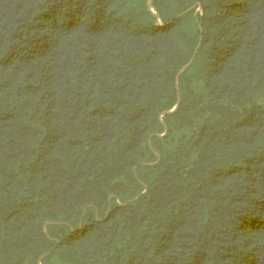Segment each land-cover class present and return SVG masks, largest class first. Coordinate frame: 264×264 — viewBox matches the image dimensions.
Listing matches in <instances>:
<instances>
[{"label":"trees","instance_id":"16d2710c","mask_svg":"<svg viewBox=\"0 0 264 264\" xmlns=\"http://www.w3.org/2000/svg\"><path fill=\"white\" fill-rule=\"evenodd\" d=\"M147 1L0 0V264H264V0Z\"/></svg>","mask_w":264,"mask_h":264},{"label":"water","instance_id":"95a60500","mask_svg":"<svg viewBox=\"0 0 264 264\" xmlns=\"http://www.w3.org/2000/svg\"><path fill=\"white\" fill-rule=\"evenodd\" d=\"M151 4H152V0H148L147 1V8L149 9V10H151L156 16H157V14H156V12L155 11H153V9H152V7H151ZM194 7H197V9L198 10H200V4H195L192 8H194ZM192 8H190V9H188L187 11H185L183 14H185V13H187V12H189ZM183 14H181V15H183ZM157 22L160 24V18L157 16ZM198 47H199V45L197 46V48H196V50H195V52H194V55L192 56V58L190 59V61L187 63V64H185L184 66H183V69L181 70V71H183V70H185L190 64H191V62H192V60L194 59V57H195V54H196V52H197V49H198ZM180 71V72H181ZM178 104H179V97H178V100H177V103H176V105L171 109V110H168V111H165L164 113H162V115L163 114H165V113H171V112H173L177 107H178ZM166 133V129L164 130V133L162 134V135H164ZM158 155V154H157ZM158 159H159V156H158ZM145 191H146V189L144 190V192L143 193H145ZM133 201V200H132ZM50 224H56V223H50ZM47 254H44V255H42L40 258H44L45 256H46Z\"/></svg>","mask_w":264,"mask_h":264}]
</instances>
